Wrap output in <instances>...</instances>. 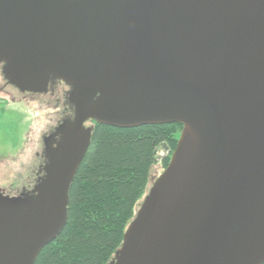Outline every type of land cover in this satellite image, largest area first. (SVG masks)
Returning a JSON list of instances; mask_svg holds the SVG:
<instances>
[{"label":"water","instance_id":"95a60500","mask_svg":"<svg viewBox=\"0 0 264 264\" xmlns=\"http://www.w3.org/2000/svg\"><path fill=\"white\" fill-rule=\"evenodd\" d=\"M0 64L75 108L33 190L0 191V264L64 229L90 120L183 125L108 264H264V0H0Z\"/></svg>","mask_w":264,"mask_h":264},{"label":"trees","instance_id":"16d2710c","mask_svg":"<svg viewBox=\"0 0 264 264\" xmlns=\"http://www.w3.org/2000/svg\"><path fill=\"white\" fill-rule=\"evenodd\" d=\"M182 130L179 123L118 127L95 121L70 188L68 221L35 264H108L149 192L159 146L168 147L161 160L165 169Z\"/></svg>","mask_w":264,"mask_h":264},{"label":"rangeland","instance_id":"374dc122","mask_svg":"<svg viewBox=\"0 0 264 264\" xmlns=\"http://www.w3.org/2000/svg\"><path fill=\"white\" fill-rule=\"evenodd\" d=\"M1 65L3 68V64H0V191L7 196L16 197L33 190L30 187L37 177L38 152L42 150L43 136L59 123L62 112L65 111L66 99L59 101L57 95H24L25 92L16 89L4 78ZM68 103H71L70 98ZM167 151L165 143L157 150L158 163L152 168L149 190L164 170L161 160Z\"/></svg>","mask_w":264,"mask_h":264},{"label":"flooded vegetation","instance_id":"af4514ba","mask_svg":"<svg viewBox=\"0 0 264 264\" xmlns=\"http://www.w3.org/2000/svg\"><path fill=\"white\" fill-rule=\"evenodd\" d=\"M2 68V65H1ZM6 85L9 86V84L6 82ZM17 89V88H16ZM71 91V87L68 86L66 83H64L63 81L57 80L55 78H52L50 80V84H49V88L48 91H46L45 93H33V94H39L41 95H50V96H58V100L62 101L63 99H66V107H65V111L62 112L61 118L59 119V123L57 124V126H55L52 130H50V132L47 135L43 136V140H42V150L40 152H38V156H39V167L37 168V177L34 180V183L31 185L30 190L33 189V187L36 185V183L44 176L45 174V166L49 161V157H50V150L54 147H56V145L58 144V142L61 140V136L58 135L56 136L55 133L57 131V129L73 120L74 117V112H75V108L73 106V104L68 103V99H69V93ZM23 93V92H22ZM28 92L23 93L24 95L27 94ZM95 125V121L94 120H90L88 122H86V126H94ZM21 194H26V193H21Z\"/></svg>","mask_w":264,"mask_h":264}]
</instances>
